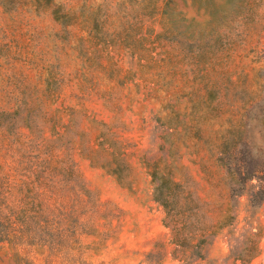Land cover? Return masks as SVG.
<instances>
[{
	"label": "rangeland",
	"instance_id": "obj_1",
	"mask_svg": "<svg viewBox=\"0 0 264 264\" xmlns=\"http://www.w3.org/2000/svg\"><path fill=\"white\" fill-rule=\"evenodd\" d=\"M0 264H264V0H0Z\"/></svg>",
	"mask_w": 264,
	"mask_h": 264
}]
</instances>
